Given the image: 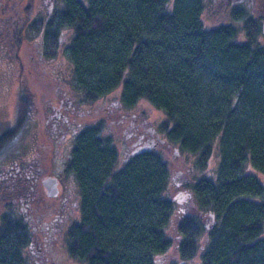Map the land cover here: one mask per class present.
Wrapping results in <instances>:
<instances>
[{
    "label": "trees",
    "instance_id": "16d2710c",
    "mask_svg": "<svg viewBox=\"0 0 264 264\" xmlns=\"http://www.w3.org/2000/svg\"><path fill=\"white\" fill-rule=\"evenodd\" d=\"M204 7V0H60L45 22V58L56 55L60 32H69L67 81L76 96L91 103L119 89L112 106L124 115H143L135 106L146 100L164 114L156 130L166 146L192 156L183 185L197 213L173 219L160 149L152 145L118 164L104 118L83 126L63 169L78 192V217L63 235L71 258L264 264V36L245 8L206 26ZM30 103L29 95H18L17 123ZM17 128L0 132V154ZM30 237L22 215L4 206L0 264H29L22 251Z\"/></svg>",
    "mask_w": 264,
    "mask_h": 264
},
{
    "label": "rangeland",
    "instance_id": "374dc122",
    "mask_svg": "<svg viewBox=\"0 0 264 264\" xmlns=\"http://www.w3.org/2000/svg\"><path fill=\"white\" fill-rule=\"evenodd\" d=\"M204 2L205 7L201 13V17L206 26L230 21L231 9L229 3H225L223 0H204ZM10 4L9 2L8 9H10ZM12 7L13 10L18 8V14L23 16V18L26 15H29L28 17L31 18L34 14L32 18H37L39 15L45 17L44 13H46V8H48V0H12ZM0 14H2L1 11ZM66 34L68 41L69 32ZM239 38L240 40L242 39L241 36ZM61 39L63 44L67 42L65 37ZM9 44L11 42L8 39L5 46L9 50L8 52L4 51L0 56V132L13 128V126H17L18 128L15 131L16 136L13 141L11 140L0 154V174L5 167L13 169L12 167L15 164H28L29 166L40 160L41 167L44 169L43 174L54 175L58 173L63 183V189L70 186L71 192L74 194L68 203L69 210L65 211L67 217L62 221L57 217L54 224L56 225L55 228L46 231L47 228L44 223L41 224L39 221L35 223L30 222L33 220V208L41 213V208L45 210L46 206H49L54 200L52 198L40 197L34 201H28V203L22 204V206L19 201H15L14 205L9 195L12 193L9 191L12 183H5L1 180L0 212L7 204L13 206L25 221L28 222L31 229L32 226L34 227V230H31L30 243L22 251L23 256L29 264H84L67 254L63 237L66 225L70 220L78 217L76 205L77 187L73 181V177L65 175L61 169V166H65L63 159L68 156L67 154L71 146L67 143V140L62 142V146L58 148L55 147V142L50 143L47 137L48 131L45 126V118L51 111L50 104L55 103L57 105L56 100L60 97L63 98L64 104L72 99V103L75 106L72 110L76 121L85 123L91 119L104 118L107 121L109 132L112 133L118 147L119 164L129 152V145L132 139H134V135L130 134L131 131L127 128L130 117H123L122 112L118 111L117 113L112 106L114 105L113 101L118 96L119 89H115L91 103L83 102L80 96L75 95L74 91L71 90L70 83L67 81V78H69L67 73L70 70V62L67 59L66 52H62V46L58 48L54 57L50 59L43 58L44 64H40L33 42L27 43L21 41V45L18 48L14 46L10 48ZM20 93L29 95L31 99L30 108L21 124L17 123L19 114L17 111L18 95ZM135 107L143 112V115H139L136 110L137 113L134 115L139 121L142 120L141 129L145 127L146 132H152L151 139L154 142L153 146L160 149L168 164L170 183L167 188V194L176 204L173 219L178 217L180 213L196 214L197 211L192 194L183 185L188 175L187 169L190 166L192 156L179 153L175 145L166 146L163 136L156 130L157 124L164 119V114L160 110L154 108L144 99L140 100ZM138 144L141 145L143 143ZM215 161L216 154L213 151L209 159V163L212 164L209 166V169H212ZM168 234L171 236L170 228H168ZM31 242H33L32 245ZM157 264L166 263L164 260H160Z\"/></svg>",
    "mask_w": 264,
    "mask_h": 264
},
{
    "label": "flooded vegetation",
    "instance_id": "af4514ba",
    "mask_svg": "<svg viewBox=\"0 0 264 264\" xmlns=\"http://www.w3.org/2000/svg\"><path fill=\"white\" fill-rule=\"evenodd\" d=\"M223 1L225 3H229V7L231 11L241 8L247 9L253 16L258 17V19L260 20V27H261V23L264 19V0H223ZM9 2L11 3L10 9L7 8ZM59 3L60 0H48V8H46V13H44L45 17H41L39 15L37 18L35 17L32 18L35 15L34 14L31 18L27 16L23 18V16L18 14V8L13 10L12 0H0V11L2 12V14H0V56L1 53H3L4 51L8 52L9 50V49L7 50L6 49L7 47L5 46V44L8 42V39L11 42V44H9L10 48H12L13 46L15 48H18V46L21 45V41L27 43L33 42L34 48L38 53V57H39L38 61L40 62V64H44L43 58H45L44 57L45 36L43 29L45 22L49 20V16L52 14L55 7H57ZM30 23L32 25L31 31H29L28 28V25ZM39 27H41V29H39ZM65 32L66 30H62L60 32V35L57 36L58 48H61L60 46H62L63 53L66 50V46L68 42L67 34H65ZM63 37H65L67 41L65 44L62 43V39L60 40V38ZM16 51H18V49H16ZM67 74L69 77L70 72H68ZM71 90L73 91V88ZM63 93L65 94V92ZM56 101H57V105L55 103L50 104L51 111L46 115L45 118V124H46L45 126L48 131L47 137L50 143L55 142L56 148L62 146V142H64L65 140H67V143H69V145L72 148L74 137L77 136V133L80 131V129L83 126H86L87 124L94 122L96 119H91L89 120V122H85V123L76 121V117L73 115V110H72L75 107L74 104L72 103L73 102L72 99L68 100L66 104L63 103L62 97L58 98ZM135 114H136L135 112L127 115H124L122 113L123 117H130L129 118L130 120L127 124V128L130 129L131 131L130 134L134 135V139H132L131 144L129 145L130 150L123 157V159H125L129 154H132L134 152H141L142 150H144V147L154 144V142H152L151 139L153 135L152 132L151 131L146 132L145 131L146 128L144 126H143L144 129L143 128L141 129V120L139 121L134 116ZM141 142L143 144L139 145L138 143ZM71 148L69 150V153L67 154L68 156L70 154ZM141 148L143 149L140 150ZM68 156L63 159L64 165ZM64 167L65 166H61L62 171ZM12 168L13 169L9 167L8 168L5 167L3 172L0 174V181L3 180L5 183L11 182L12 184L13 183L21 184V186L19 187L21 188L20 192L9 194L11 196L10 200L12 201V203L15 205L14 202L19 201L22 206V204L28 203V201H32V200L34 201L40 197L47 199L52 198L54 202H52L49 206H46L45 210L41 208L42 211L41 213L37 212V210L33 208L34 211L33 212L34 215L32 216L33 220H31L30 222L35 223L39 221L41 224L44 223L45 227L47 228L46 231H49L48 229L51 230L55 228L56 225L54 224L56 222L57 217L60 221H62L64 218L67 217L66 215L67 213H65V211L69 210L68 203L70 201V198H72L74 194L73 192H71V187L68 186L66 189H63V183L61 182L60 179L61 177L58 173H55L53 176L57 177L58 185L60 188L59 193L56 196H48L45 192V187L42 184V179L46 175L43 174L44 169H42L41 167L40 160H37V162H35L34 164L32 163V165L30 164L29 166L28 164L25 165L15 164ZM61 213L64 215H62ZM44 218H48V219H45L46 220L45 221ZM29 228L32 234L31 230L32 229L34 230V227L32 226L31 229V227L29 226ZM32 243L33 242H31V245Z\"/></svg>",
    "mask_w": 264,
    "mask_h": 264
},
{
    "label": "water",
    "instance_id": "95a60500",
    "mask_svg": "<svg viewBox=\"0 0 264 264\" xmlns=\"http://www.w3.org/2000/svg\"><path fill=\"white\" fill-rule=\"evenodd\" d=\"M261 32L264 35V19L261 23ZM151 145H148L144 147V149H149ZM141 148L140 150H142ZM42 184L45 187V192L48 196H56L59 193V185H58V180L56 176L53 175H46L42 179Z\"/></svg>",
    "mask_w": 264,
    "mask_h": 264
}]
</instances>
